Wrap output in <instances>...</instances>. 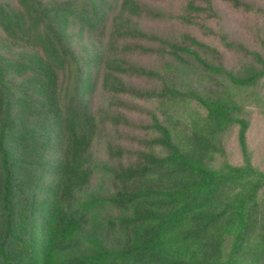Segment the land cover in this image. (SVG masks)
Returning a JSON list of instances; mask_svg holds the SVG:
<instances>
[{"label":"trees","instance_id":"trees-1","mask_svg":"<svg viewBox=\"0 0 264 264\" xmlns=\"http://www.w3.org/2000/svg\"><path fill=\"white\" fill-rule=\"evenodd\" d=\"M145 1L0 2V264H241L247 257L261 258L264 171L253 163L251 116L232 89L253 87L264 78V56L206 27L227 50L243 54L241 69L229 70L223 53L193 34L168 38L145 32L140 20L166 19ZM202 1H188L180 19L194 25L201 14L215 17L212 0ZM223 1L251 8L242 0ZM108 20L106 42L75 48L77 35L90 40L88 32H100ZM78 24V33L70 31ZM133 55L162 59L167 71L134 66L128 61ZM181 66H196L215 78L216 88L205 95L180 90L175 80ZM125 78L159 83V88H132ZM98 89L114 98L159 100L168 110L194 102L205 115L180 141L151 113L145 129L153 137L134 140L142 150L109 143L108 154L119 165L108 203L130 213L109 222L122 232L123 246L93 257H62L85 246L91 206L80 200L94 176L95 142L109 125L128 124L116 114L119 109L136 110L113 100L96 114ZM233 128L240 165L219 161L226 155L223 139ZM171 234L182 246L194 247L193 255L169 253L164 239ZM228 237L233 241L225 258Z\"/></svg>","mask_w":264,"mask_h":264},{"label":"rangeland","instance_id":"rangeland-1","mask_svg":"<svg viewBox=\"0 0 264 264\" xmlns=\"http://www.w3.org/2000/svg\"><path fill=\"white\" fill-rule=\"evenodd\" d=\"M54 1V0H44ZM68 1V0H55ZM81 1V0H80ZM122 1V0H121ZM190 0H167V1H145L148 8L160 12L166 16L161 22H149L140 20L138 26L145 32L155 33L163 37H178L184 33H190L206 41L208 44L217 47L223 53V64L229 70L241 69L245 62L243 54L238 51L227 50L215 35H210L206 27L214 30L220 36H226L227 40L242 45L253 52L264 56V0H242L250 5V9H238L223 0H212L214 11L217 15L210 18L206 14H201L195 18L194 25L184 23L180 18L185 14V6ZM2 3L15 4L16 0H0ZM197 4H203L202 0H196ZM117 9V8H116ZM118 11V10H116ZM107 27L100 32L90 31V40L86 35H80L74 40L75 48L82 51L84 48L91 49L94 41H107L111 30V22L107 21ZM81 26L73 25L70 31L78 33ZM84 36V37H82ZM85 54L84 52L81 54ZM9 55H13L12 53ZM128 61L134 66L155 71H167L168 63L162 59L149 56L133 55L128 57ZM218 81L228 85V82ZM127 86L142 90H153L159 88V83L145 82L136 79H124ZM178 88L182 91L195 90L205 95L208 91L216 88V80L203 73L196 66H181L175 80ZM219 89V86H218ZM235 100L245 107L251 116V127L248 132V141L253 149V163L256 168L264 171V78L255 86L250 88L232 89ZM124 102L128 106L136 109L134 112L119 109L116 113L127 120V125H122L118 129L108 126L107 134L95 142L94 153V176L90 186L81 194L80 204L91 206L90 222L84 231L83 238L85 246L67 253L66 256H86L93 257L102 253H115L123 246L122 232L112 230L109 222H118L124 217H129V212H123L113 208L108 199L114 196L115 187L113 175L118 167V161L110 158L108 145L111 143L115 148L125 151H140L142 148L134 141L137 139H150L153 134L145 127L151 124V113L156 114L169 125L177 139L183 140L188 129L205 115L204 109L197 103L177 104L174 110H168L167 106L161 104L159 100H137L130 97L120 96L114 98L100 89L94 94V111L99 114L105 110L110 101ZM167 117V119H166ZM238 129L233 128L224 139L223 144L226 155L219 161L234 165L242 164V155L238 144ZM138 141V140H137ZM157 152H160L159 150ZM127 162V161H126ZM232 238L228 237L224 246L225 258L229 257ZM169 253L175 257L189 258L193 255L194 247H184L174 234L167 235L164 239ZM261 258L255 261L254 257H247L241 264H264V251L261 250Z\"/></svg>","mask_w":264,"mask_h":264}]
</instances>
